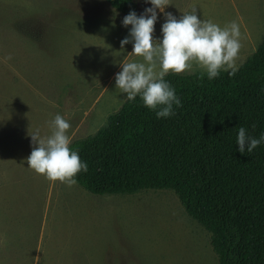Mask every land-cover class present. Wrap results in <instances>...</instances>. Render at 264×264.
I'll return each instance as SVG.
<instances>
[{
  "label": "rangeland",
  "instance_id": "1",
  "mask_svg": "<svg viewBox=\"0 0 264 264\" xmlns=\"http://www.w3.org/2000/svg\"><path fill=\"white\" fill-rule=\"evenodd\" d=\"M137 3L139 15L152 7ZM169 3L165 12L177 18L195 6L221 27L237 21L238 66L264 37V0ZM157 13L162 40L166 17ZM125 16L108 0H0V264H217L211 232L174 190L95 194L28 166L30 133L50 135L56 114L70 122L73 142L128 99L116 74L143 58L131 53L133 42L121 48L132 27Z\"/></svg>",
  "mask_w": 264,
  "mask_h": 264
},
{
  "label": "trees",
  "instance_id": "2",
  "mask_svg": "<svg viewBox=\"0 0 264 264\" xmlns=\"http://www.w3.org/2000/svg\"><path fill=\"white\" fill-rule=\"evenodd\" d=\"M108 1L139 15L137 0ZM230 71L211 80L206 71L169 72L182 102L169 117L157 118L139 94L127 99L95 134L71 143L88 164L75 179L95 194L172 189L211 232L217 264H264V141L251 153L237 143L240 127L264 135V37Z\"/></svg>",
  "mask_w": 264,
  "mask_h": 264
},
{
  "label": "clouds",
  "instance_id": "3",
  "mask_svg": "<svg viewBox=\"0 0 264 264\" xmlns=\"http://www.w3.org/2000/svg\"><path fill=\"white\" fill-rule=\"evenodd\" d=\"M147 2V0H146ZM152 7L137 15L135 10L122 21L131 25L130 36L121 40V48L134 43L131 52L142 61L123 62L122 71L116 74V88L126 93L129 100L139 94L143 104L156 111L157 118L175 115L173 104L181 106V100L171 84L165 80L169 72L181 74L194 68L207 72L208 78L214 79L220 71H238L236 60L242 47L243 34L237 21H231L221 27L212 20L201 19L197 8L183 13L177 18L171 12H165L169 0H150ZM157 9L164 13L166 22L162 25V40L155 37V24L158 19ZM11 55L3 58L6 62ZM159 109V110H157ZM51 134L42 136L40 131L30 133L33 149L27 157L28 166L49 181H60L68 187L77 184L75 177L81 171H88V164L79 155V149L73 150L68 132L71 124L62 115L56 114L49 122ZM255 127V125H253ZM252 137L245 127H240L237 136L239 151L251 153L261 142Z\"/></svg>",
  "mask_w": 264,
  "mask_h": 264
},
{
  "label": "crops",
  "instance_id": "4",
  "mask_svg": "<svg viewBox=\"0 0 264 264\" xmlns=\"http://www.w3.org/2000/svg\"><path fill=\"white\" fill-rule=\"evenodd\" d=\"M138 4V3H137ZM138 7H139V5H138Z\"/></svg>",
  "mask_w": 264,
  "mask_h": 264
}]
</instances>
